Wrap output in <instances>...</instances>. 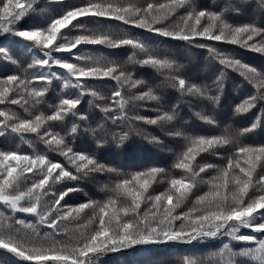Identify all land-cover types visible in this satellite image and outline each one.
<instances>
[{
  "label": "snow or ice",
  "instance_id": "1",
  "mask_svg": "<svg viewBox=\"0 0 264 264\" xmlns=\"http://www.w3.org/2000/svg\"><path fill=\"white\" fill-rule=\"evenodd\" d=\"M237 49L264 57V0H0V264H264V60ZM231 74L248 126L218 119Z\"/></svg>",
  "mask_w": 264,
  "mask_h": 264
},
{
  "label": "trees",
  "instance_id": "2",
  "mask_svg": "<svg viewBox=\"0 0 264 264\" xmlns=\"http://www.w3.org/2000/svg\"><path fill=\"white\" fill-rule=\"evenodd\" d=\"M199 4H205L209 7L212 6V0H197ZM36 19V18H33ZM226 47H234V46H226ZM238 52L242 53V58L253 64L255 66H259L261 60H264V57H260L256 53L245 52L242 49H237ZM123 58V57H121ZM11 68V66H9ZM193 73L194 78H199V80H204L205 78H211L213 75L212 68L207 64L205 60L202 58L199 62L194 58L192 64L188 66ZM143 72L151 74L150 69H143ZM226 94L224 98V104L219 109V117L222 122L225 124H234L236 127H243L248 126L252 120L251 115L247 116H239L233 112V107L236 103H239L240 100L245 96L246 92L248 91V86L243 84L241 78L235 74H231V78L226 81ZM199 123V121H197ZM209 126L201 125V128L207 129ZM26 147V146H25ZM148 151L146 155L151 158L152 154H155L157 158L160 160H168L169 153L168 152H160L158 149L153 148L151 145L144 144L142 145ZM210 160H215L214 157H209ZM155 162V161H154ZM170 160L168 163L170 164ZM82 195V194H81ZM247 231V230H245ZM178 248L182 249L180 255H208L215 249L212 247H207L205 245H181L177 246ZM219 247V246H217ZM3 250H0L2 252Z\"/></svg>",
  "mask_w": 264,
  "mask_h": 264
}]
</instances>
